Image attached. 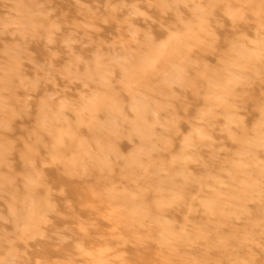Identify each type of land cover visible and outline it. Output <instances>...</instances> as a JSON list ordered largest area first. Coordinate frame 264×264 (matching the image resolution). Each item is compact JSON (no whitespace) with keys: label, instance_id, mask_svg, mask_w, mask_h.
<instances>
[{"label":"rangeland","instance_id":"1","mask_svg":"<svg viewBox=\"0 0 264 264\" xmlns=\"http://www.w3.org/2000/svg\"><path fill=\"white\" fill-rule=\"evenodd\" d=\"M0 264H264V0H0Z\"/></svg>","mask_w":264,"mask_h":264}]
</instances>
